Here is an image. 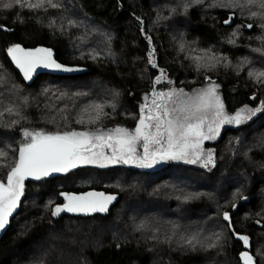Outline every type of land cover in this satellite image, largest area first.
Listing matches in <instances>:
<instances>
[{
	"label": "trees",
	"instance_id": "trees-1",
	"mask_svg": "<svg viewBox=\"0 0 264 264\" xmlns=\"http://www.w3.org/2000/svg\"><path fill=\"white\" fill-rule=\"evenodd\" d=\"M154 1L56 0L61 7L31 9L27 4L36 0H22L9 9L0 7V111L11 105L19 113L5 112L0 118V150L8 153L0 163L9 166L0 168V180L6 183L7 171L14 166L22 129L53 133L117 126L132 129L141 106L152 105L154 99L158 102L154 88L156 92L185 88L194 78L192 67L178 65L185 60L171 53L177 43L168 42L162 25L174 34L179 29L172 20L154 17ZM5 2L9 0H0V4ZM240 12L218 8L210 18L191 9L180 38L209 43L212 50L210 44L216 45L233 24L244 23L241 13L248 14ZM230 14L233 19L225 24ZM255 30L253 26L249 31ZM146 35L152 38L151 45ZM15 44L47 46L60 63L87 71L40 74L27 85L6 56ZM254 47L264 51V44ZM151 49H155V68L148 64ZM245 51L243 46L220 49L231 67L208 72L229 115L264 102V80L255 83L247 72L237 74L232 65L239 56L253 71L264 67L263 59ZM161 70L167 78L156 83ZM93 80L99 87L91 88ZM96 104L103 105V113L100 120L90 123ZM81 119L84 122L78 123ZM12 121L19 122L13 125ZM204 146L213 150V163L207 167L171 160L152 170L136 164L78 165L68 172L25 180L19 207L0 237V264H24L37 244L43 246L45 238L59 235L70 223L94 225L102 232L82 245L80 255L86 264H241L237 254L243 248L251 252L255 264H264V111L240 125H225L220 136ZM89 190L115 197L106 212L75 215L62 211L53 216L52 211L30 208L32 200L41 206L54 196L55 209L65 203L60 192ZM144 206L152 208L142 213L145 216L138 225L136 210ZM225 212L229 221L224 219ZM114 220L118 230L105 229ZM233 233L248 236L249 246Z\"/></svg>",
	"mask_w": 264,
	"mask_h": 264
},
{
	"label": "snow or ice",
	"instance_id": "snow-or-ice-1",
	"mask_svg": "<svg viewBox=\"0 0 264 264\" xmlns=\"http://www.w3.org/2000/svg\"><path fill=\"white\" fill-rule=\"evenodd\" d=\"M22 0H9L0 4V7L9 9L14 4H21ZM202 0H196L200 3ZM224 7L250 8L258 6L261 11L251 12L252 17L261 16L264 19V0H230ZM31 9L59 8L61 5L56 0H36L35 3H28ZM187 10V6H185ZM19 19V17H18ZM139 19V18H137ZM233 14H230L225 24L231 23ZM3 27V25H0ZM252 28V24L246 25ZM264 28V24H261ZM149 44L152 43L150 36H145ZM264 39V37H258ZM229 43H234L230 40ZM183 47V45H181ZM260 51V49H256ZM15 67L23 74L24 80H31L34 74L40 69L45 68L52 71L73 72L79 69L68 67L58 63L53 58L51 49L38 47L34 50H25L19 44L7 49ZM155 49L148 53V64L156 67ZM95 58V57H93ZM226 59V58H225ZM214 66V65H213ZM259 81L264 78V72L249 73ZM163 70L156 77V83L161 79H166ZM216 85L207 89L200 90L195 97H189L185 101H180L179 97L183 94L182 90L168 93L156 92L153 89V96L159 98L152 101V107L147 104L141 106L140 118L133 130L120 126L104 131H65V132H45L43 130L30 131L22 129L23 140L19 143L18 150H14L13 163L6 174V183L0 180V229H4L9 223V217L13 215L19 207L20 197L24 191L25 179L32 177L41 179L51 173L68 172L80 164H99L101 167L107 166L100 163L101 159L107 164H136L138 167L151 168L154 165L167 160H187L188 163H196L202 159V144L205 140H213L219 134L220 126L223 124L240 125L254 117L258 112L264 111V102L261 106L254 109L245 108L237 111L235 115L229 116L224 113V106L220 102L217 94ZM48 89H44L46 93ZM147 100V97H145ZM114 107V106H113ZM97 109L94 119L90 123H95L101 119L103 105L96 104ZM147 108L148 114L145 115ZM18 115L14 106H9L4 111H0V118L5 114ZM210 114H214L211 121L208 120ZM219 120V123H217ZM19 121H12L16 124ZM83 123V119L77 121ZM207 128V132H205ZM142 145L143 155L137 151V145ZM110 149L111 156L105 155V150ZM192 153H199L196 159H187ZM8 153L0 150V158H6ZM207 164H211V150L207 153ZM7 164L0 163V168H8ZM66 203L57 205L52 211L53 216H57L62 211L82 212L85 214L93 212H106L108 205L115 199L114 196L104 195L103 193L89 192L83 195H69L62 193ZM235 207V205H233ZM225 221L230 217L224 213ZM231 227V223H229ZM237 236L238 240L243 241L245 246H249V237L246 235ZM219 239V237H217ZM191 243V241H189ZM213 245H210V247ZM239 257L243 264H255L254 257L247 251H241Z\"/></svg>",
	"mask_w": 264,
	"mask_h": 264
},
{
	"label": "rangeland",
	"instance_id": "rangeland-1",
	"mask_svg": "<svg viewBox=\"0 0 264 264\" xmlns=\"http://www.w3.org/2000/svg\"><path fill=\"white\" fill-rule=\"evenodd\" d=\"M230 0H225L224 3L219 2L218 0H202L200 3H196V0H155L153 3V14L154 17L158 19H162L164 21L166 20H172L173 23H175V26L179 29V33L174 34L173 32H169V30L166 28V26L162 25V29H165L167 31L168 35V42L172 44V42H175L177 44H173V50H171V53H176V55H180L185 62H179L178 65L183 68V66L186 67L185 64H187L189 67H192V72L194 74V78L191 81H187V84L185 85V88H179V87H170L167 90H160L157 92H172L182 90L183 94L179 97L180 101H185L189 97H195L200 90L207 89L215 84V80L212 76L208 75V72L211 70H219L222 67H225L229 64V61L222 57L219 54L220 49L226 47L228 48H238L240 46H243V49L247 51L253 52V56L257 60H262L264 64V51L260 49L258 46L260 44H264V39H258V37H264V28H261V24H264V19L261 18V16L252 17L251 12H259L261 9L258 6H251L250 8H238V7H224L222 5L228 4ZM185 6H187V10H185ZM218 8L225 9L226 11H234L237 10L238 12H245L247 13V17L244 16V13H241L242 18L241 20H244V23L241 24H233L230 28V31H228L225 35L221 36L219 39V42L215 45V43L210 44L212 50L209 48L208 44H203L204 49H202V43L194 38H180L181 36H184L185 24L189 22L188 13L191 9L196 10L200 15L202 16H208L211 18L213 11H215ZM228 18L224 19L227 20ZM181 23V26L179 23ZM252 24L255 27V31H249L251 28L247 29L246 25ZM176 28L173 27V30ZM247 30V31H245ZM228 34V35H227ZM191 40L192 44L188 41ZM216 40V41H217ZM232 40L234 43H229V41ZM183 45V47H181ZM191 48L189 49L188 47ZM196 49H194V47ZM170 47V45H169ZM256 49H260V51H256ZM189 54V56H188ZM240 55V53L236 54ZM248 61L239 59V56L237 57V61L235 64H232L235 69L236 73H244L247 72L248 74L250 72L252 73H258V72H264V67L260 70L253 71L252 68L247 66ZM214 65V66H213ZM231 67V64H229V68ZM253 81L255 83H261L260 80H264V78H261L259 81L255 78V76H252ZM202 79V82H199L198 80ZM91 88L99 87V82L96 80L91 81ZM217 86V85H216ZM217 94H218V87H217ZM159 102V98L156 97ZM148 107H152L150 103H147ZM225 114H227L224 111ZM237 112H235L233 115H235ZM141 114V112H140ZM140 114L137 118V121L140 118ZM148 114L147 108L145 109V115ZM229 115V114H227ZM232 116V115H229ZM214 117V114H210L208 117V120L211 121ZM136 121V123H137ZM217 123H219V120H217ZM225 125L230 124H223L220 126L219 134L216 136L218 138L220 136L221 130ZM233 125H236L233 123ZM135 126L132 129H129L130 131L135 129ZM115 128V127H113ZM108 129H102L104 131H107ZM127 129V128H126ZM75 131H84V130H75ZM95 131V130H92ZM91 132V131H90ZM205 132H207V128H205ZM215 138V139H216ZM213 139V140H215ZM212 141V140H205L202 144V159H199L196 163H188L187 160H171L174 162H179L180 164H196L200 167H207L211 166V164H207L205 166L207 161V153L209 150H211L212 153V160H213V150L210 148H206L204 146L205 142ZM137 151L140 153V155H143V147L142 145H137ZM106 156H111L112 152L110 149L105 150ZM197 155H201L199 153H192L187 159H196ZM169 161V160H167ZM167 161L160 162L156 165H154L151 168H142L138 167L140 169L144 170H152L156 167H159L161 164L166 163ZM100 163H104L108 166L113 165H121L123 163L118 164H107V161L103 158L101 159ZM80 165H89V166H96L101 167L99 164H80ZM106 180V179H105ZM104 181V180H103ZM100 181V182H103ZM96 182V183H100ZM104 184V183H103ZM54 202L55 197L54 196H48L45 200V203L41 204L39 206L36 204V199L32 200L29 204L30 208L32 209H38L42 212H51L54 210ZM28 204V205H29ZM27 205V206H28ZM148 206L139 207L136 211H138L139 214V220L138 225L140 223V220L143 218L142 215L143 212H147V210H150V208H146ZM45 213V212H44ZM113 224L107 225L105 229L109 231H116L117 228V221L114 220L112 222ZM115 223V224H114ZM145 225V224H142ZM94 232V234H93ZM101 230H97V228L94 225H79V224H72L70 223L67 227L63 229L62 232L59 233V235L54 234L53 236L49 238L44 239L43 246L42 245H36L34 254L29 257V259L24 264H56L62 263V264H68L69 262H73L75 264H86L85 260H83V257L80 255L82 253V245L87 244L91 239H94L96 236L101 235ZM62 235V236H60Z\"/></svg>",
	"mask_w": 264,
	"mask_h": 264
},
{
	"label": "water",
	"instance_id": "water-1",
	"mask_svg": "<svg viewBox=\"0 0 264 264\" xmlns=\"http://www.w3.org/2000/svg\"><path fill=\"white\" fill-rule=\"evenodd\" d=\"M247 25H248V24H247ZM246 28L249 29L248 27H246ZM15 45H16V44H15ZM19 45H20V44H19ZM20 46H21L23 49H25V50H34V49H36V48H38V47H43V48H48V49H50L49 47L44 46V45H36V46H31V47H24V46H22V45H20ZM52 52H53V51H52ZM6 56H7L8 60H9L10 64H11L12 67L14 68V70L20 75L22 81H23L25 84H27V85L31 84L32 81H33L38 75H40V74H51V75H77V74H80V73H83V72L87 71V69H86L85 67H83V66H79V65H68V64H63V63H61V64L65 65V66H68V67H74V68H77V69H79V70H78V71H73V72H62V71H52V70H49V69L40 68V69L34 74L33 79H31V80H24V78H23V74L19 71L18 68L15 67V64L12 62V60H11V58L9 57V55H8L7 52H6ZM53 58L56 60V58H55V53H54V52H53ZM56 61H57V60H56ZM57 62L60 63L59 61H57ZM110 151H111V150H110ZM59 173H64V172L51 173L49 176L54 175V174H59ZM27 179H33V178H32V177H29V178H27ZM27 179H25V180H27ZM6 182H7V181H6ZM89 192L103 193V192H101V191L89 190V191H86V192H81V193H76V194H69V195H77V196H79V195H83V194H85V193H89ZM62 193H64V192H60V193H59V196L62 197V198H64V202L66 203L65 197L62 195ZM103 194H104V195H108V194H105V193H103ZM70 213L75 214V215H89V214H93V213H96V212L88 213V214H85V213H82V212H70ZM11 217H12V216H11ZM11 217H9V220H10ZM7 227H8V224L6 225V227H5L4 229H0V237H1V235L4 233V231L6 230ZM241 251H247L250 255H252L251 252L248 251V250L245 249V248H243L242 250H240L239 253H240ZM239 253L237 254L238 259H239L240 263L243 264V261H241V259H240V257H239ZM252 256H253V255H252ZM253 257H254V256H253ZM254 261H255V260H254Z\"/></svg>",
	"mask_w": 264,
	"mask_h": 264
}]
</instances>
